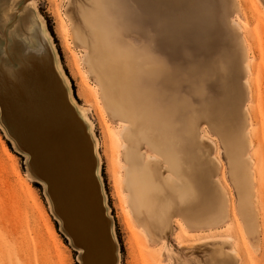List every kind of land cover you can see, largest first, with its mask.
<instances>
[{"label":"rangeland","instance_id":"1","mask_svg":"<svg viewBox=\"0 0 264 264\" xmlns=\"http://www.w3.org/2000/svg\"><path fill=\"white\" fill-rule=\"evenodd\" d=\"M98 2L101 12L118 21L120 12L127 15L119 0ZM94 3L0 0V81L18 63L27 65L26 56L39 59L35 65L30 64L29 89L32 100L42 101L40 108L31 107L30 115L39 119L40 126L44 122L42 116H46L48 132L44 136L29 128L34 132L31 136L25 122L20 128L21 138L41 142L39 156L44 145H60L70 118L66 104L80 120L96 162V179L112 242L101 256V264H264V0H211L215 36L227 55L235 57L238 114L233 121L228 118L224 126L229 132L233 127L236 131V126L240 129L244 152L252 159V164L247 159L244 197L239 195L221 133L197 113L194 103L197 90L204 98L224 99L222 85L232 82L225 62L213 53L217 57L210 63L212 73H202L198 78L191 70V59L157 56L162 59L166 79L162 86L154 88L155 105L172 119L183 173L194 189V199L184 204L191 207L188 215L179 212L180 203L169 196L162 237L154 231L149 233L132 210L125 184L127 163L121 135L125 123L106 108L96 76L87 65V58L95 54L97 47L92 44L82 12H94ZM115 18L110 27L116 31L114 40L120 33L123 49L140 51L148 46L146 51L155 52V44L147 43L145 31L137 25L131 32L120 30V21ZM231 20L238 22L242 30L231 26ZM220 49L219 46L218 52ZM248 60L250 71L244 68ZM52 69L61 88L52 79ZM211 82L213 90L207 86ZM61 89L65 91V102ZM190 125L194 128L191 137L187 133ZM83 128L75 124L73 138L63 137L61 142L73 156L79 143L86 144ZM201 137L205 140L197 141ZM248 140L253 146H248ZM139 153L154 156L159 166L163 165L144 142ZM41 156L57 155L48 148ZM31 158L10 136L0 110V264H83V251L66 232L46 184L30 167ZM250 167L257 177L254 185ZM160 172L166 174L165 170ZM207 237L212 242H205Z\"/></svg>","mask_w":264,"mask_h":264},{"label":"bare ground","instance_id":"2","mask_svg":"<svg viewBox=\"0 0 264 264\" xmlns=\"http://www.w3.org/2000/svg\"><path fill=\"white\" fill-rule=\"evenodd\" d=\"M93 1L95 11L82 12L92 44L97 47L95 54L92 53L87 58V65L96 76L106 108L125 123L121 132L125 142L127 163L125 184L130 205L137 219L147 227L149 233L154 231L160 235L163 232L164 209L170 205L169 196L178 200L180 203L178 211L186 215L191 213V207H185L184 204L194 199L193 186L183 173L179 143L172 119L155 105L154 88L162 86L161 82H165L166 79L162 59L157 56L191 59L193 62L191 70L198 78L202 73L207 75L212 73L210 63L217 57L213 53H218L217 58L225 62L226 71L232 82L227 84V87L225 84L222 85L220 91L224 99L219 101L204 98L197 90L194 103L197 113L207 119L213 127H217L221 133L227 148L229 164L238 184L239 195L244 197L247 159L251 164L252 159L244 152L245 143L240 129L236 126V131L233 127L234 129L229 132L226 124L224 126L228 118L229 121H233V116L238 114L239 90L235 57L227 55L215 36L211 0H119L123 12H127V15L120 12V22L114 16L110 17V14L101 12V3L98 0ZM114 18L121 24L120 30L131 32L137 25L141 31H145L147 43L152 41L155 44V52L146 51L148 46L140 51L132 47L123 49L118 39L120 33L117 32L118 38L114 40L116 31L110 27ZM231 24L237 31L242 30L241 25L235 20H231ZM219 46L221 49L218 52ZM105 57L108 60L104 61ZM244 68L246 71L251 70L249 60L244 63ZM110 71L112 73L108 74ZM65 82H68L66 77ZM213 85L211 82L207 86L213 90ZM244 111H247L246 107ZM248 131L246 136H249ZM187 133L190 137L193 135L194 128L191 125ZM202 140L205 138L197 139ZM142 142L162 159L163 165L159 166L154 156H143L139 153ZM248 146H253L252 140H248ZM161 169L165 170L166 174H162ZM249 171L254 185L257 178L255 170L250 167ZM253 192L255 194V189ZM255 200L257 202L256 195ZM205 242H212V239L207 237ZM221 251L220 249V253L223 254Z\"/></svg>","mask_w":264,"mask_h":264},{"label":"water","instance_id":"3","mask_svg":"<svg viewBox=\"0 0 264 264\" xmlns=\"http://www.w3.org/2000/svg\"><path fill=\"white\" fill-rule=\"evenodd\" d=\"M66 107L70 118L68 126L65 125V132L61 134L62 141L58 142L60 145H44V149L49 148L52 152L55 150L56 158H43L41 155L44 149L39 156L41 142L21 138V131H18V134L14 131V134L20 149L32 157L30 167L34 174L46 184L49 198L66 232L76 247L83 251V264H101V256L109 250L112 242L109 222L104 215L100 186L96 179V162L80 120L71 106L66 104ZM42 117L41 121H44L42 126L34 120L28 124L30 134L34 132L29 128L41 132L42 135L48 132L46 116ZM75 124L83 128L82 133L86 144L82 146L79 143L76 150L74 149L76 155L73 156L71 149H66L61 144L63 137L73 138ZM64 145H66L65 140Z\"/></svg>","mask_w":264,"mask_h":264},{"label":"crops","instance_id":"4","mask_svg":"<svg viewBox=\"0 0 264 264\" xmlns=\"http://www.w3.org/2000/svg\"><path fill=\"white\" fill-rule=\"evenodd\" d=\"M26 60L29 62L27 65L17 66L15 69H8L5 72L4 78L0 81V110H1V119L8 130L10 136L14 139L17 145H19L18 140L15 137L14 131L20 132L21 126L25 127L30 124L32 120L38 121L39 119L35 116H31V107L40 108L41 99L32 100L31 92L29 89L31 81V65H35L39 61L38 58H29L26 56ZM26 62V61H25ZM1 67V65H0ZM52 79L59 88V80L56 78V75L52 69ZM62 90V89H61ZM63 92V100L65 102V91ZM40 93V92H39ZM42 108L44 105H41ZM43 111H45L43 109ZM18 122V123H17ZM21 133V132H20ZM19 137V136H18Z\"/></svg>","mask_w":264,"mask_h":264},{"label":"trees","instance_id":"5","mask_svg":"<svg viewBox=\"0 0 264 264\" xmlns=\"http://www.w3.org/2000/svg\"><path fill=\"white\" fill-rule=\"evenodd\" d=\"M50 34L53 36L54 34H53V32H52V30L50 31ZM71 81V80H70Z\"/></svg>","mask_w":264,"mask_h":264}]
</instances>
